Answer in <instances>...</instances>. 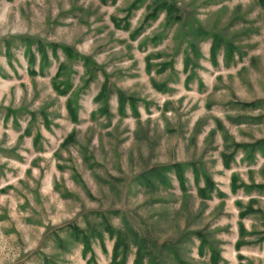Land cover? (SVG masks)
I'll use <instances>...</instances> for the list:
<instances>
[{"label":"rangeland","instance_id":"374dc122","mask_svg":"<svg viewBox=\"0 0 264 264\" xmlns=\"http://www.w3.org/2000/svg\"><path fill=\"white\" fill-rule=\"evenodd\" d=\"M134 1L0 0V264H108L115 235L106 223L123 237L116 260L125 264H135L139 246L138 264H212L211 247L218 264H264V191L230 189L232 174L264 183V149L252 158L237 149L229 167L221 155L264 138V8L257 0H166L146 20L155 1ZM27 43L36 71L37 44L49 54L36 74ZM119 91L136 110L129 100L120 110ZM253 100L261 104L240 105ZM175 163L185 191L172 169L144 179ZM194 168L212 180L208 199L197 193L203 181L196 184ZM240 220L248 235L237 249ZM75 226L102 234L103 243L89 235L92 256Z\"/></svg>","mask_w":264,"mask_h":264},{"label":"trees","instance_id":"16d2710c","mask_svg":"<svg viewBox=\"0 0 264 264\" xmlns=\"http://www.w3.org/2000/svg\"><path fill=\"white\" fill-rule=\"evenodd\" d=\"M116 1V0H113V2ZM137 1L139 0H135L133 3H132V6H134ZM155 3L153 5V8H152V11L149 12L145 19H154L159 11L161 10H164L166 9V7H168V3L166 0H154ZM257 3L260 7L264 8V0H257ZM50 46V51L52 53L53 56H57V45H49ZM220 47V43H219V38L217 36H214L213 39H212V42H211V59L213 61H216V54H217V51ZM64 54H66L67 56L69 55L68 53V48L67 47H64L62 46L61 47ZM36 52H37V55H38V65H39V71H36L34 69V63H35V59H36V55H35V52L32 51V48H31V44L30 43H27L25 45V48H24V54L25 56L27 57V62H29V66H30V69H29V72L31 74H36L37 72H40L41 69L44 68L45 64H47L49 62V54H48V51L47 49L45 48V46L41 43H38L37 46H36ZM233 52V48L228 45L225 47V53L224 54H227L229 57L231 56ZM64 64L63 63H60L57 70H56V73L54 75V78L53 80H56L57 77L61 74L62 72V68H63ZM57 91L59 92H65L67 86L64 87V90H60L59 89V85H57ZM103 95V91H101L100 93H98L97 97L100 98L102 97ZM118 98H119V105H120V110L123 112L124 111V104L129 100V102H131V105L132 107L134 108V110H136V107H135V103H134V99L133 98H130V97H126L124 95V93H122L121 91L118 92ZM75 102L74 100H68L67 101V109L68 111L74 116L76 117L77 115V111L76 109L74 108V105ZM260 105L261 104V101L260 100H253V101H250V102H242L240 103L241 106L243 107H250V108H254L256 107L257 105ZM11 115V111H8L6 114H5V118H7L8 116ZM264 115H262V118ZM248 118L247 115H242L240 116V119H246ZM253 118V117H250V119ZM238 119V120H240ZM237 120V119H236ZM241 122V121H239ZM74 131L73 132H70L68 133L65 138L63 139L62 143H61V146H65L67 145L70 140L73 139V135H74ZM234 147L232 149V151L227 154L225 152H222V163L223 165H225L226 167H229L230 166V162L231 160H233V156H234V153L237 149H240L243 154H247V157L248 158H252L254 157V150L257 149V150H262L264 149V138H260L252 143H234L233 146ZM233 152V153H232ZM165 169H172L174 171V174H175V177H176V180L178 182V185L180 187L181 190L185 191L186 190V186H185V182H186V178L184 176V172H183V165L182 164H178V163H175L173 165H169L168 167H152L148 170L147 174L144 176V179H147V180H156V179H159L160 177H165V174H164V170ZM193 174H194V177H195V182L196 184L199 182V179H202L203 181V186L202 187H198L197 188V193L199 195L200 198L202 199H208L210 196H211V192L213 191V188H214V185L212 183V180L210 179V177L207 175V174H203V175H200V172L194 168L193 170ZM238 187H241L243 188L244 190L246 191H251V190H257L259 192H263L264 191V183H251V184H247L245 182H240L238 181V176L236 174H232L230 176V189L232 191H236V189ZM255 199H251L250 202L252 203ZM253 210L251 209V207H248V208H245L243 210H240L239 211V217L241 218H244L247 214H249L250 212H252ZM238 236L239 238L237 239V241L235 242V247L237 249H239L242 245H244L247 241H245V236L248 235V232L246 231L245 229V226H244V223L243 221H238ZM75 228V238L82 242V249H83V255H86V253L88 251L91 252V256L93 255V250L91 249V240H90V236H97V238H99V240L103 243V236L100 232H96L93 231V229H90L89 232H86L84 229H81L77 226L74 227ZM105 230L106 232L111 236L113 237L115 235V242H114V245H113V249H114V255L111 257L110 261L108 264H125V258L122 257L120 259H117L116 260V256H117V249L119 246H121L122 244H124V240H123V237L121 234H118L115 232V230L109 226V224H105ZM200 241H199V246L201 247V249L204 248L205 244H206V240H205V237H202L200 236ZM260 240H264V233H262V235L259 237ZM101 243V244H102ZM125 246H128V245H125ZM212 251H210V262L212 264H218V258H219V254L214 250L213 247H211ZM137 251H138V254H136V257H135V260H134V263L135 264H138L140 261H141V256H142V247H137ZM241 258H242V255H239ZM94 257H91L90 260H93ZM238 264H244V263H241L239 262Z\"/></svg>","mask_w":264,"mask_h":264}]
</instances>
